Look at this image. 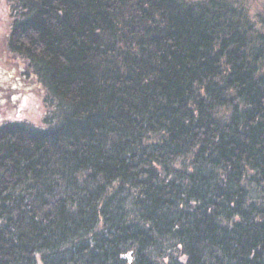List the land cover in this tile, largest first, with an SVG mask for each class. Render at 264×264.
<instances>
[{
    "label": "trees",
    "instance_id": "obj_1",
    "mask_svg": "<svg viewBox=\"0 0 264 264\" xmlns=\"http://www.w3.org/2000/svg\"><path fill=\"white\" fill-rule=\"evenodd\" d=\"M252 3L9 0L0 264H264Z\"/></svg>",
    "mask_w": 264,
    "mask_h": 264
},
{
    "label": "rangeland",
    "instance_id": "obj_2",
    "mask_svg": "<svg viewBox=\"0 0 264 264\" xmlns=\"http://www.w3.org/2000/svg\"><path fill=\"white\" fill-rule=\"evenodd\" d=\"M252 8L254 14L262 13L264 17V0H253ZM10 11L9 0H0V56H4L3 36L9 31L12 21ZM24 105L23 110H9L8 116H5H7V118L23 119L39 124L45 111V108L40 101V97L35 93H32L29 96V99H26ZM0 110H3L5 114V110H8V108L5 110L1 108Z\"/></svg>",
    "mask_w": 264,
    "mask_h": 264
}]
</instances>
